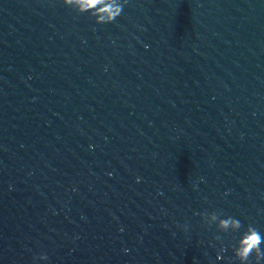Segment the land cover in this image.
<instances>
[{"label":"water","instance_id":"water-1","mask_svg":"<svg viewBox=\"0 0 264 264\" xmlns=\"http://www.w3.org/2000/svg\"><path fill=\"white\" fill-rule=\"evenodd\" d=\"M211 211L264 232V0H0V264H229Z\"/></svg>","mask_w":264,"mask_h":264},{"label":"clouds","instance_id":"clouds-1","mask_svg":"<svg viewBox=\"0 0 264 264\" xmlns=\"http://www.w3.org/2000/svg\"><path fill=\"white\" fill-rule=\"evenodd\" d=\"M62 3L77 15L90 18L95 25L105 26L114 24L122 16L128 0H62ZM137 182H140L139 177ZM201 220L209 227L215 226L219 233L231 235L229 249L232 258L229 264H237V262L264 264V232L254 224L249 223L245 226L239 218L218 211L202 213ZM184 231H188L187 226ZM216 239L220 240L221 237L218 235ZM226 251L228 249L222 248L217 254L218 261L224 260L223 253ZM48 262L49 257L46 253L34 258V264H48Z\"/></svg>","mask_w":264,"mask_h":264}]
</instances>
